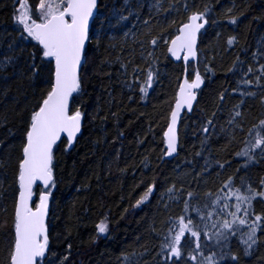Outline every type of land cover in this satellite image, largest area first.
I'll return each mask as SVG.
<instances>
[{
	"label": "trees",
	"instance_id": "trees-1",
	"mask_svg": "<svg viewBox=\"0 0 264 264\" xmlns=\"http://www.w3.org/2000/svg\"><path fill=\"white\" fill-rule=\"evenodd\" d=\"M15 4L16 0H0V62L6 55L15 57L12 64L0 65V264H9L16 167L24 132L48 78L47 68L38 64L39 71L32 69L35 42L21 40L13 19ZM157 4L162 5L159 11ZM205 7L209 24L200 34L199 62L189 67L190 74L192 67H198L204 86L194 111L181 121L179 153L168 160L164 132L183 78V63L171 58L163 43L154 50L148 42L174 33L192 11ZM99 14L116 39L93 41L84 72L85 94L77 105L86 113L82 134L72 148L61 146L55 154L56 187L49 216L56 253L52 259L68 254L66 245L71 243L66 264H159L157 253L167 224L163 230L159 227L171 203L164 195L171 184L183 187L185 193L194 191L212 165L220 168V164L225 165L223 181L232 176L237 186L244 179L258 189L264 179V155L253 162L236 155L246 146L248 130L264 119V87L242 84L247 68L258 67L253 53L264 50V0H100ZM118 14L127 20L117 23ZM233 16L236 24L229 23ZM231 37L236 42L229 46ZM148 52L154 53L158 77L142 99L138 90L129 91L123 82L133 66L148 67L144 57L153 59ZM241 91L255 95L241 96ZM234 111L242 116L230 123ZM239 126L243 132H234ZM204 127L209 133L202 131ZM153 183L150 200L134 207ZM253 206L256 213H264V203L254 201ZM176 207L175 216L182 211L180 203ZM102 220L108 224L107 234L97 232ZM258 237L247 255L233 238L239 264H264V232Z\"/></svg>",
	"mask_w": 264,
	"mask_h": 264
},
{
	"label": "snow or ice",
	"instance_id": "snow-or-ice-1",
	"mask_svg": "<svg viewBox=\"0 0 264 264\" xmlns=\"http://www.w3.org/2000/svg\"><path fill=\"white\" fill-rule=\"evenodd\" d=\"M161 7V4H157V11ZM183 7L187 10L188 4L185 3ZM99 10L100 0H37L35 4L30 0H16L14 5L13 19L21 40L35 42V51L30 53L32 69L39 71L38 64L47 68L48 78L47 89L30 115L16 167L17 189L9 264L69 262L71 243L66 245L68 254L52 259L56 257L51 247L49 221L52 190L56 187L54 162L59 147L72 148L82 134L86 113L77 105L85 94L84 72L93 41L116 39L101 23ZM208 11L207 7L202 11H192L187 21L174 33H169L167 37H154L148 42L154 50L159 43H163L170 57L183 63V78L178 85L170 122L164 132L165 154L169 157L178 151L181 114L185 110L192 111L198 90L204 84L198 67H192L191 74L189 67L198 58V39L201 30L209 24ZM126 20V16L118 14L117 23ZM229 23L236 24V17H231ZM127 35L124 32V36ZM235 42L236 37H231L227 44L232 46ZM8 48L13 50V45L9 44ZM148 57L153 58L149 62L144 57L148 67L144 69L135 65L130 76L127 66L121 65L125 75L129 76L123 82L125 87L129 91L138 90L142 99L148 97L158 77L154 53L148 52ZM14 59L12 55H6L0 65L6 67ZM253 59L258 67L255 70L252 66L247 68L242 84L246 88L253 85L264 87L261 84L264 80V63H260L264 59V50L258 49L253 53ZM248 75H252L253 79L247 78ZM245 94L255 95L252 91L240 92L241 96ZM220 99H224L223 95ZM241 116L240 111H234L230 123ZM207 123L211 125L213 122L209 120ZM202 131L209 133L210 129L204 127ZM247 135L246 146L236 155L253 162L257 155H264V119L249 129ZM208 163L206 160L205 165ZM219 167L223 169L225 165L220 164ZM155 187L154 183L148 185L134 207L139 208L147 203ZM164 195L168 200L180 203L182 211L167 221L157 253L161 258L159 264H224L227 260L239 264L238 255L232 251L233 238L247 255L258 244V233L264 232V213H256L253 206L254 201L264 203V179L257 189L244 179L237 186L234 177L229 176L221 182L216 192H205L202 202L198 193H185L183 189H176L175 185L169 187ZM96 227L98 234H107L106 221H100Z\"/></svg>",
	"mask_w": 264,
	"mask_h": 264
},
{
	"label": "rangeland",
	"instance_id": "rangeland-1",
	"mask_svg": "<svg viewBox=\"0 0 264 264\" xmlns=\"http://www.w3.org/2000/svg\"><path fill=\"white\" fill-rule=\"evenodd\" d=\"M242 127L243 126H239L238 130H237V128H235L234 132H236V133L243 132V131H241V129H243ZM208 136H210V134ZM224 171H225V167L223 169H221V168H218V166H216V165H212L209 172L206 173L205 177L202 179L203 181L201 183V186L199 188H197L196 190H194V192L198 193L201 202L205 199V197H204L205 192H207V191L216 192L221 187V182L223 181ZM195 175H197V174L195 173ZM198 176H199V174H198ZM172 185H175V184H171L170 187ZM176 189H184V188L177 185ZM177 204L179 205V203H174L171 201L170 206L164 215L163 223L159 227L160 230H163L166 228V224H167L169 217L175 216V214L178 213L179 208L176 207ZM160 230H158V231H160Z\"/></svg>",
	"mask_w": 264,
	"mask_h": 264
},
{
	"label": "water",
	"instance_id": "water-1",
	"mask_svg": "<svg viewBox=\"0 0 264 264\" xmlns=\"http://www.w3.org/2000/svg\"><path fill=\"white\" fill-rule=\"evenodd\" d=\"M206 26H207V25H206ZM206 26H205V28H206ZM205 28H204V29H205ZM204 29H202L201 32H202ZM199 38H200V37H199ZM197 49H198V58H197L196 61L193 62L194 64H198V62H199V57H200V55H199V39H198ZM173 59H174V58H173ZM176 62H181V61H176ZM202 77H203V76H202ZM203 86H204V84H203ZM203 86H202V87H203ZM202 87H201V89H202ZM201 89H199L198 92H199ZM177 91H178V90H177ZM197 100H198V95H197ZM197 100H196V102H194V104H193V109H192L191 112H188L187 110H185L184 112H182V114H181V119H180V122H179V124H178V134H179V145H178V151H177V153L173 154V156H171V157L165 155V158H166V159H168V160H172V159H174L175 157H177V155H178V153H179V149H180V126H181V121H182L183 117L185 116V114H190V113H192V112L194 111L195 106H196V103H197ZM174 103H175V101H174ZM174 103H173V107H174ZM173 107H172V108H173ZM169 122H170V120H169ZM83 126H84V125H83ZM82 130H83V128H82ZM166 130H167V128H166ZM166 130H165V131H166ZM50 209H51V202H50ZM49 216H50V215H49Z\"/></svg>",
	"mask_w": 264,
	"mask_h": 264
}]
</instances>
